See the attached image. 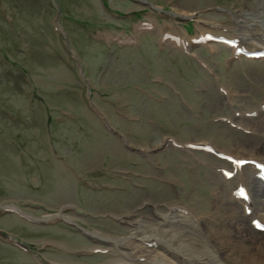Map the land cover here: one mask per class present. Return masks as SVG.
Returning <instances> with one entry per match:
<instances>
[{
  "label": "rangeland",
  "instance_id": "obj_1",
  "mask_svg": "<svg viewBox=\"0 0 264 264\" xmlns=\"http://www.w3.org/2000/svg\"><path fill=\"white\" fill-rule=\"evenodd\" d=\"M104 1L119 11L133 6L128 0ZM151 1L168 10L202 11L217 5L234 13L254 6L253 0ZM100 2L0 0V12L3 9L14 22L10 27L4 17L0 18V46L7 49L26 77V80L17 81L4 73L7 64L1 51L0 96H8L11 100L6 102L13 109V120L0 118V202H17L33 214L70 203L78 211L68 214L86 228L116 235L121 227L101 217L103 212L130 211L142 201L145 192L151 201L167 202L176 189H184V186L187 189L193 184L197 195L204 198L206 193L201 184H212L205 178V168L189 169L191 177L187 178L182 169L188 168L179 160L181 152L153 153L147 160L123 147L102 128L87 104L86 85L77 79L75 65L58 39L53 38L55 33L52 35L48 30V21L57 16L56 6L63 12L69 44L80 56L84 75L97 88L92 100L133 144L157 147L165 135L183 142L200 133L199 125L201 132L207 135L204 138L216 142L236 139L239 133L223 125L225 130L209 120L224 116L222 112L230 109L213 93L216 80L186 56L170 49L157 50L155 38H146L135 50L106 52L104 47L94 45L90 35L97 28L129 27L125 19L124 22L115 21L107 15ZM202 15L213 23L234 24L225 12L206 10ZM60 42L63 44L62 40ZM193 51L200 53L202 49L194 48ZM203 53H207L213 68L218 62L221 68L230 58L224 51H221L223 56L219 52ZM260 65L264 66L254 63L245 71L243 64L234 66L237 70L221 69L226 72L222 74L223 79L233 89H249L250 94L245 99L235 97V105L251 101L252 95L259 96L261 83L248 75ZM218 68L215 73L219 75ZM201 83L206 87L202 88ZM166 84L180 92L186 105L181 104ZM148 118H152L149 123ZM123 170L132 173L130 180L122 174ZM159 174L175 176L177 184L169 186L156 182ZM141 213L148 215L149 211L144 209ZM0 227L28 240L61 239L76 247L88 242L62 224L38 227L14 215H0ZM44 254L52 260L65 256L53 248H47ZM23 258L21 253L0 242V264H18ZM102 259L100 255L76 257L77 262L90 264L102 262Z\"/></svg>",
  "mask_w": 264,
  "mask_h": 264
},
{
  "label": "bare ground",
  "instance_id": "obj_2",
  "mask_svg": "<svg viewBox=\"0 0 264 264\" xmlns=\"http://www.w3.org/2000/svg\"><path fill=\"white\" fill-rule=\"evenodd\" d=\"M255 6L250 12L243 16L239 12L234 17L236 26L232 28L222 27L228 33L225 35H234L239 37L241 42L251 44L256 48H264V0H254ZM195 9H184L180 15H191ZM248 15V18H244ZM247 21V30H243L242 22ZM234 90L229 86L226 95L230 99V94ZM248 91V89H247ZM237 92H235L236 94ZM238 94V93H237ZM239 95V94H238ZM260 112L256 115L257 119L248 121V124L242 125L239 129L248 132L246 135L237 136L233 141H225L224 144L215 148L218 153H223L228 159L216 162H204L212 171L214 189L212 195L215 197L218 206L225 202L234 207H226V215L220 216L217 221L220 226L210 229L206 232L199 228V221L203 217H196L191 211L181 206L167 207V212L160 216L156 212L153 215V237L140 236L133 237L137 241H153V261L144 259V264H264V238L257 241L253 237L254 229L251 226H240L239 218L245 223L246 220L258 219L264 223V190L259 186V180L256 176L259 174L251 164H245L242 167L234 166L231 161L237 159H254L264 163V111L261 108H251L250 110H241L242 116H234L236 119L245 117L252 112ZM232 117V120L234 119ZM259 117V118H258ZM259 135L262 138H258ZM204 140V139H202ZM196 143V142H195ZM202 145H209L206 142H200ZM188 154H194L189 148H184ZM198 160L196 156L193 157ZM224 168V169H223ZM226 173L231 176L227 178ZM239 185L244 186L249 193V201H238L233 194V190ZM247 205V206H246ZM217 206V205H214ZM15 209V206H9ZM242 210H240V208ZM246 211L249 214H246ZM218 214V209L214 208L212 213L206 216ZM54 217L65 219L61 213ZM45 219V217L43 218ZM237 220L235 222H232ZM232 229H227V225ZM210 224V222L208 223ZM187 228H190L186 231ZM248 230L249 233H243ZM87 234L94 240H107L117 245L119 240L101 236L97 231H87ZM223 235L224 238L220 236ZM217 242V244H215ZM132 264H142L137 257H126ZM116 260H119L117 258Z\"/></svg>",
  "mask_w": 264,
  "mask_h": 264
}]
</instances>
